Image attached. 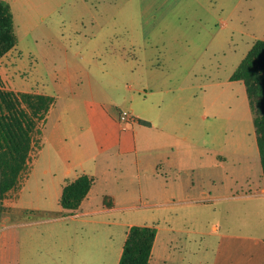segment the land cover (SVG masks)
<instances>
[{
  "label": "rangeland",
  "instance_id": "obj_1",
  "mask_svg": "<svg viewBox=\"0 0 264 264\" xmlns=\"http://www.w3.org/2000/svg\"><path fill=\"white\" fill-rule=\"evenodd\" d=\"M6 1L18 43L0 79L56 97L23 185L1 200L8 264H114L130 224L159 227L167 264H242V249H217L212 226L264 235L254 112L245 84L231 80L264 40V0H168L157 14L142 0ZM131 110L151 125L123 130L120 113ZM165 156L181 189L140 182ZM83 170L97 172L95 209H66L62 188ZM212 183L219 201L200 202ZM107 194L115 210L102 216L94 210Z\"/></svg>",
  "mask_w": 264,
  "mask_h": 264
},
{
  "label": "trees",
  "instance_id": "obj_2",
  "mask_svg": "<svg viewBox=\"0 0 264 264\" xmlns=\"http://www.w3.org/2000/svg\"><path fill=\"white\" fill-rule=\"evenodd\" d=\"M14 15L11 5L0 0V60L17 46ZM246 86L250 106L254 112L262 172L264 176V40L254 42L231 77ZM56 97L38 92H16L5 87L0 79V198L23 185L21 179L30 170L36 136L43 134L46 116ZM139 123L149 126L147 120ZM94 178L86 173L67 183L60 204L77 210L88 196ZM111 197L105 204L112 207ZM157 228L133 225L127 235L119 264H149Z\"/></svg>",
  "mask_w": 264,
  "mask_h": 264
},
{
  "label": "crops",
  "instance_id": "obj_3",
  "mask_svg": "<svg viewBox=\"0 0 264 264\" xmlns=\"http://www.w3.org/2000/svg\"><path fill=\"white\" fill-rule=\"evenodd\" d=\"M4 1H6V0H4ZM142 1H146L145 11L147 14L161 13L165 8L170 7L168 0H142ZM153 45H155V44H153ZM130 47L134 48L135 44L131 43ZM14 49H12V50H14ZM12 50L10 52H8L6 55L11 54ZM125 56L127 58H130V56H127V54H125V55L122 54L120 58H124ZM38 93H40V92H38ZM131 111L133 112V110H131ZM136 118L138 119V122H139V119H143L142 116H136ZM143 120H145V119H143ZM165 163H166V166H165ZM167 163H168V165H167ZM175 167L176 166L174 164V161H170L169 158L166 156L162 157L160 161L156 162V167H154L152 169H147V171L144 172V175H143L144 181L140 180V182L145 183V181H146L147 183H150L151 188H155L157 185H159V188L162 187V189L168 190V191L181 189L185 185V182H184V179H182L181 169H179V171H177L175 173V171L173 170ZM83 173L91 175L94 178V184L91 188V191L89 192L88 196L85 198V200L83 201V203L79 209H81V210L82 209H84V210L95 209L94 208L95 206H93L94 205V198L92 195V190H93L94 185H95V177L97 176V172L94 174L93 172H87V171L83 170ZM126 173L127 174H125V172L122 173V174H124V176H122L123 178L121 177V179L123 181H124V179H126V177L132 178L129 176V175H131L130 173H128V172H126ZM78 176H80V175L79 174L76 175L73 180H75ZM73 180H70V181L67 180V183H69ZM189 180H191V179H189ZM66 184H64V186ZM64 186H63V188H64ZM24 188H25V186H23L21 188L20 199H21V195H22ZM63 188H62V192H63ZM205 192H206L205 195L208 196V198H207L208 200L207 201H204V200L201 201L200 200V202H209V201L214 202L215 200L219 201L220 188L218 185L213 184V183L210 184L209 187L207 188V190H205ZM259 195L264 197V186L261 187V193ZM61 196H62V194H61ZM106 196L111 197L110 202L112 203V207H108L105 204V197ZM196 202H199V201H197V199H196ZM115 205H116L115 198L113 196L107 194L103 197L102 205H100V208H98L100 210L99 211L94 210V211H96L97 214L105 216V215H107V212H112L115 210ZM79 209L74 210V211H78ZM92 212H90V213H92ZM18 213H19V209L17 208V210H15V213L13 216L17 215ZM13 218L14 217L6 218L5 219V226L8 224V222L13 221L12 220ZM105 222L109 223L108 220H105ZM133 225H135V224H130L128 226V228H126V231L124 233V239H123L122 244H121V249L119 250L118 254H115V256H114V258H115L114 264H119V262H120V259H121L122 253H123L124 244H125V241L127 239V235L129 233L130 228ZM141 225L155 226V225H151V224H141ZM155 227L157 228V235H156V239L154 242L152 255H151V259H150L149 264H167L169 262V259H167L166 256H162V253L166 249H161L162 244L165 241L163 242L161 240L159 227H157V226H155ZM212 228L217 235L222 237V240L219 241L220 244H219L217 249H242V251L240 252V253H242V260H241L242 264H264V235L263 234L244 236V235H240V234L230 232V231L229 232H220L221 226L217 225V224L213 225ZM167 231H168V233H170V232H174L175 229L173 227H170L169 229H167ZM3 237L6 238L5 233H4ZM8 242L9 241H7L5 243V249H3L2 255L0 254V264H8V262H9V257H10V253H11L12 249H9ZM66 250H68L67 251L68 254L70 253V251L72 252V249H60V252L63 253ZM156 256H157V260L155 261L154 258H156ZM217 264H221V263H217Z\"/></svg>",
  "mask_w": 264,
  "mask_h": 264
},
{
  "label": "built area",
  "instance_id": "obj_4",
  "mask_svg": "<svg viewBox=\"0 0 264 264\" xmlns=\"http://www.w3.org/2000/svg\"><path fill=\"white\" fill-rule=\"evenodd\" d=\"M119 121L124 130L128 129L130 126H133L138 119L132 111H123L120 113Z\"/></svg>",
  "mask_w": 264,
  "mask_h": 264
},
{
  "label": "water",
  "instance_id": "obj_5",
  "mask_svg": "<svg viewBox=\"0 0 264 264\" xmlns=\"http://www.w3.org/2000/svg\"><path fill=\"white\" fill-rule=\"evenodd\" d=\"M0 212H1V198H0Z\"/></svg>",
  "mask_w": 264,
  "mask_h": 264
}]
</instances>
